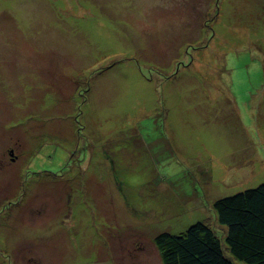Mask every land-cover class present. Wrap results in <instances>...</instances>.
Instances as JSON below:
<instances>
[{
  "label": "rangeland",
  "instance_id": "rangeland-1",
  "mask_svg": "<svg viewBox=\"0 0 264 264\" xmlns=\"http://www.w3.org/2000/svg\"><path fill=\"white\" fill-rule=\"evenodd\" d=\"M15 140L0 264H161L200 221L224 247L214 201L264 183V0H0Z\"/></svg>",
  "mask_w": 264,
  "mask_h": 264
},
{
  "label": "trees",
  "instance_id": "trees-1",
  "mask_svg": "<svg viewBox=\"0 0 264 264\" xmlns=\"http://www.w3.org/2000/svg\"><path fill=\"white\" fill-rule=\"evenodd\" d=\"M224 247L207 222L153 237L161 264H264V183L214 201Z\"/></svg>",
  "mask_w": 264,
  "mask_h": 264
},
{
  "label": "flooded vegetation",
  "instance_id": "flooded-vegetation-1",
  "mask_svg": "<svg viewBox=\"0 0 264 264\" xmlns=\"http://www.w3.org/2000/svg\"><path fill=\"white\" fill-rule=\"evenodd\" d=\"M20 123L21 121H19L18 124ZM19 143V140H15L3 148L2 153L0 154V170L7 164L10 166L11 163H15L18 160V155L23 154V150Z\"/></svg>",
  "mask_w": 264,
  "mask_h": 264
},
{
  "label": "crops",
  "instance_id": "crops-1",
  "mask_svg": "<svg viewBox=\"0 0 264 264\" xmlns=\"http://www.w3.org/2000/svg\"><path fill=\"white\" fill-rule=\"evenodd\" d=\"M12 252V251H11ZM17 259H18V257H17ZM11 260L13 261V257L11 256Z\"/></svg>",
  "mask_w": 264,
  "mask_h": 264
}]
</instances>
